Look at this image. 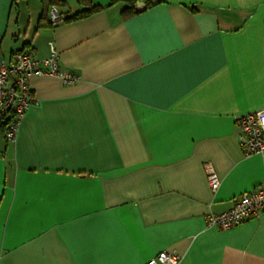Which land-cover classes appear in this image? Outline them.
I'll return each mask as SVG.
<instances>
[{
    "label": "crops",
    "instance_id": "1",
    "mask_svg": "<svg viewBox=\"0 0 264 264\" xmlns=\"http://www.w3.org/2000/svg\"><path fill=\"white\" fill-rule=\"evenodd\" d=\"M0 0V59L50 57L14 144L0 130V264H264V212L206 216L264 184L237 117L264 110V0ZM146 6L138 5L139 9ZM98 7L78 20L52 25ZM221 187L212 193L206 164Z\"/></svg>",
    "mask_w": 264,
    "mask_h": 264
},
{
    "label": "built area",
    "instance_id": "2",
    "mask_svg": "<svg viewBox=\"0 0 264 264\" xmlns=\"http://www.w3.org/2000/svg\"><path fill=\"white\" fill-rule=\"evenodd\" d=\"M50 19L53 24H57L65 17L59 15L57 8H54ZM48 76L57 77L66 85H73L80 80L76 74L60 68V56L54 47L47 59H39L26 51L15 53L10 62L0 59V128L6 125L7 142L11 144L16 142L18 130L26 113L36 103L32 94L31 80L35 77ZM236 120L244 155L264 157V110L257 113H245ZM204 171H206L211 192L216 193L222 183L217 170L213 164L208 163ZM233 206L226 213L207 215L205 220L208 228L227 230L239 227L253 218H259L264 212V184L238 197ZM181 262L180 255L167 251L159 253L146 264H181Z\"/></svg>",
    "mask_w": 264,
    "mask_h": 264
},
{
    "label": "trees",
    "instance_id": "3",
    "mask_svg": "<svg viewBox=\"0 0 264 264\" xmlns=\"http://www.w3.org/2000/svg\"><path fill=\"white\" fill-rule=\"evenodd\" d=\"M45 2L48 1L50 2L51 5L53 6H62L64 5V3L60 0H44ZM126 5H127V8L123 11V16L125 19H129L131 16H134L135 14H138L136 12V7L138 4L140 3H144L146 5V9L148 8H151L154 6V3L151 2L150 0H122ZM100 10L98 7H93L91 8L90 10H86V11H83L79 14H71L69 16H65V19L63 21H69V20H78V19H81L82 17H87L89 15H92L93 12L95 11H98ZM52 25H54L53 23H51ZM6 125H2L0 130H2L4 132V134L6 133L5 132V127ZM6 138V137H5Z\"/></svg>",
    "mask_w": 264,
    "mask_h": 264
},
{
    "label": "water",
    "instance_id": "4",
    "mask_svg": "<svg viewBox=\"0 0 264 264\" xmlns=\"http://www.w3.org/2000/svg\"><path fill=\"white\" fill-rule=\"evenodd\" d=\"M138 5H139V4H138ZM138 5H137V7H136V12H137V13H141L143 10L146 9V6H144V8L141 10V9L138 8Z\"/></svg>",
    "mask_w": 264,
    "mask_h": 264
}]
</instances>
